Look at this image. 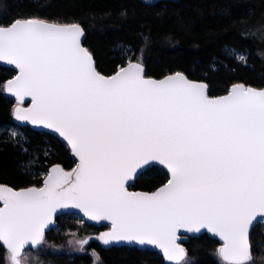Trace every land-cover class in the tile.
<instances>
[{
    "label": "snow or ice",
    "instance_id": "1",
    "mask_svg": "<svg viewBox=\"0 0 264 264\" xmlns=\"http://www.w3.org/2000/svg\"><path fill=\"white\" fill-rule=\"evenodd\" d=\"M81 35L76 24L31 19L0 27V61L19 70L5 89L32 100L15 119L58 133L79 161L71 172L53 166L39 188L0 187V244L11 264H27L26 247L41 246L54 214L68 207L111 222L98 237L105 245H156L167 261L186 264L177 229L206 228L223 241L221 264H253L250 231L264 223V90L209 98L202 83L179 73L146 79L131 62L104 77ZM153 161L167 167V183L128 191Z\"/></svg>",
    "mask_w": 264,
    "mask_h": 264
},
{
    "label": "trees",
    "instance_id": "2",
    "mask_svg": "<svg viewBox=\"0 0 264 264\" xmlns=\"http://www.w3.org/2000/svg\"><path fill=\"white\" fill-rule=\"evenodd\" d=\"M0 24L18 18H42L58 23H78L84 45L92 53L96 68L110 74L125 63L122 49L145 66V74L160 77L182 71L188 77L203 79L210 95L224 93L234 83L264 87V0H0ZM226 47L243 51L242 63L226 55ZM13 71L0 66V127L12 123V100L4 95L3 83ZM27 137L21 146L0 137V182L13 187L39 185L42 176L31 174L21 164L29 150H38V161L47 169L53 163L65 168L73 164L69 150L56 136L22 127ZM47 146V154L42 151ZM39 168V165L35 166ZM167 179L158 166L145 168L130 184L132 189L152 190ZM56 227L45 233V242L58 244L70 234L96 233L102 227L84 220L78 222L65 213L56 215ZM90 233V234H93ZM252 253L264 255V223L250 231ZM27 248L28 264H166L157 251L130 245L102 247L90 240L92 251L56 252L45 245ZM186 264H220L219 241L206 232L189 236L183 242ZM8 251L0 244V264Z\"/></svg>",
    "mask_w": 264,
    "mask_h": 264
},
{
    "label": "water",
    "instance_id": "3",
    "mask_svg": "<svg viewBox=\"0 0 264 264\" xmlns=\"http://www.w3.org/2000/svg\"><path fill=\"white\" fill-rule=\"evenodd\" d=\"M36 20V21H42V22H45V23H49V24H55V25H60V26H65V25H73V24H76L78 25L81 30H82V35L80 37V43H81V46L88 51V53L92 56V53L88 50V48L84 45L83 43V40H84V37H85V32L82 28V26L78 23H58V22H53V21H49V20H45V19H42V18H36V17H31V18H18V19H15L13 20L11 23L7 24V25H2L0 24V27H9L13 24V22H16V21H20V22H23V21H26V20ZM93 58V56H92ZM140 63L141 66L143 67V75L146 79H151V80H155V81H161V80H165L166 78L168 77H172V76H175L177 73L181 74L182 76H184L188 81L192 82V83H202L206 86V94L208 95L209 98H220V97H224V96H227L232 90L234 87H242L244 89H253V90H256V91H261V90H264V87H257V86H251V85H244L243 83H234L232 85H230L228 87V89L222 93V94H218V95H210L209 94V91H208V85L206 83L205 80L203 79H195V78H190L188 77L184 72L182 71H174V72H169V73H166L160 77H153V76H148L145 74V66L142 62L138 61V60H131L129 62H126L124 63L123 65L119 66L114 72L110 73V74H104L102 72H100L97 68H96V65H95V61H94V58H93V64H94V67L96 69V71L101 74L102 76L104 77H112L114 76L122 67H127L129 63ZM0 66L1 67H7L9 69H12L13 70V74L7 78L4 83H3V88H4V95L11 99L15 104L13 105V107L11 108V117H12V122L17 125V126H20V127H23V126H27L33 130H37V131H46L56 137H58L63 143L66 144L67 148L69 149V153L73 159V164L72 166H70L69 168H65L63 167L62 165H60L59 163H53L51 164L48 169H47V173L49 172V170L53 167V166H59L61 169H63L65 172H71L74 168L77 167L78 165V158L74 155L73 151L71 150V146L67 143L66 140H64L63 137H60L58 133H55L53 130L51 129H48V128H45L44 126L42 125H32L31 123L29 122H24V121H17L15 119V116H14V112H15V109L16 108H31L32 106V100H31V97H24L23 100H20L19 98H17L13 93H9L6 91L5 89V85L8 81L10 80H13L15 79V77L19 74V70L14 66V65H10L8 64L6 61H0ZM151 165H155V166H158V167H161L166 173H167V179L165 182H163L162 184H160L159 186L155 187L154 189L152 190H141V189H132V188H129L130 184L134 182V180L138 177V175H140L142 173V171L147 168L148 166H151ZM47 173L45 174V176L43 177L42 179V182L40 185H28V186H23V187H13L9 184H6V183H3V182H0V187H9L11 189H13L14 191H20L22 189H27V188H30V187H35V188H39V187H42L43 186V182H44V179L46 178V175ZM170 172L168 171L167 167L164 166V165H161L159 164V162H156V161H153V162H150L149 165H146L144 166L141 170L138 171L137 174H135L128 182H126V187L128 188V191L130 192H140V193H153L155 191H157L159 188L163 187L167 181L170 179ZM0 207H3V202L0 201ZM61 213H72V214H75L77 215L78 217H81L82 219H84V221L90 223V224H93V225H96V226H105L103 229H101L98 233H93V234H90L86 237H84L83 241L84 240H87V242H89L90 240H97L100 245L102 247H110L112 245H130V246H135V247H138V248H149V249H153L155 251H157V253L163 258L164 262L166 264H172V262H169L166 260L164 254H163V250L160 249L159 247H157L156 245H140L136 242H129V241H112L110 242L108 245H105L102 241H100L98 239V237L103 234V233H106V232H110L111 231V222L110 221H107V220H104V221H94V220H91L89 219L87 216H85L83 214V212H81L79 209H76V208H73V207H68V208H63V209H59L57 210V212L54 214V224L51 225L47 230L49 231L50 229L52 228H55L57 223H56V220H55V217L56 215H59ZM202 232H206L209 236L213 237V238H216L218 241H219V246L217 248V250L223 246V241L215 234V233H212L210 231H208L206 228H203V229H200L199 232H189L187 229L185 228H179L177 229V243L180 245V247L184 248V244L183 242L186 241L188 239L189 236H195V235H198L199 233H202ZM4 246V245H3ZM5 247V246H4ZM6 248V247H5ZM27 248H31V249H34V248H37V247H31V246H28L26 247ZM7 250V249H6ZM8 251V250H7ZM186 251V249H185ZM8 254H9V257H10V252L8 251Z\"/></svg>",
    "mask_w": 264,
    "mask_h": 264
},
{
    "label": "rangeland",
    "instance_id": "4",
    "mask_svg": "<svg viewBox=\"0 0 264 264\" xmlns=\"http://www.w3.org/2000/svg\"><path fill=\"white\" fill-rule=\"evenodd\" d=\"M144 1L152 2L155 0H144ZM1 12H2V6L0 3V14H1ZM225 49H226V55L235 58L237 61L245 63V62L237 59V55H242L246 58V55L243 51H240V50H237L234 48H230V47H226ZM121 51H122V56H124L125 63L133 60L132 55L130 52H128L127 48H124ZM136 60L139 61L141 59L138 57ZM13 132L17 133L16 137L12 136ZM0 137L3 139H6V140H10L15 144H18L19 146H21L23 151L27 150V147L24 143L27 142L28 140H27V137L25 135V132L23 131V129L21 127H18L12 123L1 126L0 127ZM47 149H48L47 146H43L42 151L44 154L48 153ZM36 165H39L40 167L36 168L35 167ZM21 166L25 169L28 168L29 170H31L33 167V169L31 170V174H35L36 176H42L43 177V175H45V173L47 171V169H45L44 166H41V163L39 164L38 150H36V149L29 150L28 159L25 162H23L21 164ZM66 216L71 217L73 220H76L78 222H82V220H84L81 217H78L77 215L72 214V213H66ZM90 233H93V232H90ZM90 233L80 234V235L77 233H73V234H70V236H68L65 239V241H63L61 243L48 244L45 242V245L47 247H50L53 251H56V252H70V253L71 252H81V251H90L91 252L92 250L87 248V245L90 241L87 243H81V241H83L84 237L89 235ZM92 256H93V263H94L97 261L98 255L96 252L92 251ZM188 261H189V259L186 257V263ZM219 262L221 264L220 259H219ZM5 264H11V260H10L9 255L7 257ZM27 264H28V261H27ZM253 264H262V262L260 260L254 259Z\"/></svg>",
    "mask_w": 264,
    "mask_h": 264
}]
</instances>
